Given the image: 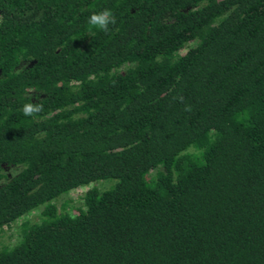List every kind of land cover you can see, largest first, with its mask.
I'll return each instance as SVG.
<instances>
[{
    "label": "trees",
    "instance_id": "16d2710c",
    "mask_svg": "<svg viewBox=\"0 0 264 264\" xmlns=\"http://www.w3.org/2000/svg\"><path fill=\"white\" fill-rule=\"evenodd\" d=\"M0 264H264V0H0Z\"/></svg>",
    "mask_w": 264,
    "mask_h": 264
},
{
    "label": "clouds",
    "instance_id": "9594fccd",
    "mask_svg": "<svg viewBox=\"0 0 264 264\" xmlns=\"http://www.w3.org/2000/svg\"><path fill=\"white\" fill-rule=\"evenodd\" d=\"M117 23V17L111 11V9H103L99 12H93L87 19V24L90 28L98 29L101 32L107 34L111 31L110 26H114ZM177 99L184 103L183 96L177 97ZM43 110V105L40 103H26L23 105L21 111L25 116L38 115ZM185 111L190 112L192 110L190 105H185Z\"/></svg>",
    "mask_w": 264,
    "mask_h": 264
},
{
    "label": "rangeland",
    "instance_id": "374dc122",
    "mask_svg": "<svg viewBox=\"0 0 264 264\" xmlns=\"http://www.w3.org/2000/svg\"><path fill=\"white\" fill-rule=\"evenodd\" d=\"M82 193V191H72L70 192L68 195L66 196H63L64 194H62L61 196H63L62 198H60L59 202H63L65 200H67L68 198H73V199H77V197ZM66 194V193H65ZM59 205V203H58ZM40 208H37V209H34L32 210L31 212L27 213L26 215V218H30L31 220H35L36 219V216H37V212H39ZM18 230H19V223H15L10 230H7L6 233L3 235L2 237V242L4 243H11V242H14L15 239L17 238V233H18Z\"/></svg>",
    "mask_w": 264,
    "mask_h": 264
}]
</instances>
